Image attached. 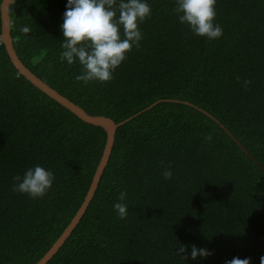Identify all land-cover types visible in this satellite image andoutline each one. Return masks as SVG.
Instances as JSON below:
<instances>
[{
    "label": "trees",
    "instance_id": "16d2710c",
    "mask_svg": "<svg viewBox=\"0 0 264 264\" xmlns=\"http://www.w3.org/2000/svg\"><path fill=\"white\" fill-rule=\"evenodd\" d=\"M2 1L0 264H36L84 202L107 133L19 73L1 39ZM148 3L140 46L111 80L86 84L74 79L78 64L57 59L66 0L10 4L12 44L23 64L88 114L125 121L85 213L46 264H224L233 256L259 264L264 0H216L214 23L223 33L212 40L177 21L175 0ZM209 133L212 141H203ZM36 164L54 173L48 192L39 199L13 192L11 177ZM121 191L129 206L124 219L112 208ZM179 244L212 255L182 260Z\"/></svg>",
    "mask_w": 264,
    "mask_h": 264
},
{
    "label": "clouds",
    "instance_id": "9594fccd",
    "mask_svg": "<svg viewBox=\"0 0 264 264\" xmlns=\"http://www.w3.org/2000/svg\"><path fill=\"white\" fill-rule=\"evenodd\" d=\"M216 0H175L173 11L181 25L194 35L209 40L222 36L219 23H214ZM148 0H66L59 29L61 51L58 61L67 65L80 66V72L74 79L78 82H107L113 72L125 59V54L135 46L139 47L142 32L138 24L151 16ZM18 31L28 34L27 25H18ZM239 79V78H238ZM249 81H243L247 86ZM203 141L211 142V133L203 136ZM165 180L172 178L170 168L162 171ZM54 173L50 168L36 164L24 170L22 175L11 177V190L26 194L31 199L42 198L52 187ZM126 192L121 191L112 208L120 219L127 216L128 204L124 203ZM175 254L182 260L193 261L212 255L210 249L190 245L186 251L183 244L175 249ZM224 264H251L249 257L233 256ZM259 264H264V255L259 257Z\"/></svg>",
    "mask_w": 264,
    "mask_h": 264
},
{
    "label": "water",
    "instance_id": "95a60500",
    "mask_svg": "<svg viewBox=\"0 0 264 264\" xmlns=\"http://www.w3.org/2000/svg\"><path fill=\"white\" fill-rule=\"evenodd\" d=\"M13 1L14 0H3L1 3V19H2L1 39L6 47V50L13 64L18 69L19 73L23 74L35 86L40 88L43 92L48 94L51 98L55 99L56 101L64 105L66 108H68L70 111L75 113L82 120L86 121L87 123L102 127L107 133V141H106V145L103 151V155L97 166L96 172L94 174L92 183L90 185V188L88 190V193L85 197L84 202L82 203L81 207L77 211L76 215L72 218L69 225L66 227L63 233L60 235V237L52 245L50 250L36 263V264H46L53 257V255L58 251L60 246L64 243L66 238L70 235L72 230L76 227V225L79 223L80 219L82 218L83 214L85 213L91 199L93 198L95 194V191L97 189V186L101 179L103 171L108 163V160L111 155L112 148L115 142V134H116L117 128L120 125H122L125 121L117 123L113 119L103 116V115L88 114L79 105L75 104L70 99H68L67 97L60 94L58 91H56L54 88L46 84L43 80H41L38 76H36L29 68H27L23 64V62L20 60V58L18 57L13 47L12 37L10 33L11 18L9 14V7Z\"/></svg>",
    "mask_w": 264,
    "mask_h": 264
}]
</instances>
